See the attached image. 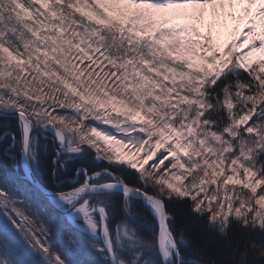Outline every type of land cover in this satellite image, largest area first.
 <instances>
[{"label":"snow or ice","instance_id":"snow-or-ice-1","mask_svg":"<svg viewBox=\"0 0 264 264\" xmlns=\"http://www.w3.org/2000/svg\"><path fill=\"white\" fill-rule=\"evenodd\" d=\"M0 264H264V0H0Z\"/></svg>","mask_w":264,"mask_h":264}]
</instances>
